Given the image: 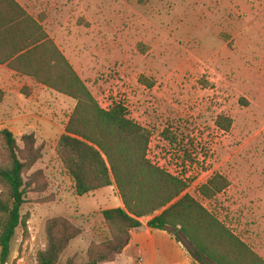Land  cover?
<instances>
[{
  "label": "rangeland",
  "instance_id": "rangeland-1",
  "mask_svg": "<svg viewBox=\"0 0 264 264\" xmlns=\"http://www.w3.org/2000/svg\"><path fill=\"white\" fill-rule=\"evenodd\" d=\"M14 1L31 18L45 17L44 31L102 109L121 103L149 131L148 160L184 178V194L264 258V0ZM0 28L6 48H35L22 62L29 74L69 82L9 0H0ZM76 105L34 77L0 73V132L13 128L21 148L24 136L35 135L43 158L33 171L46 183L42 194L28 195L27 230L17 231L8 264H37L46 222L55 217L84 231L60 264L86 263L90 245L109 239L101 212L116 206V187L77 196L55 152ZM220 116L233 120L229 132L216 126ZM216 174L229 187L206 200L198 189Z\"/></svg>",
  "mask_w": 264,
  "mask_h": 264
},
{
  "label": "trees",
  "instance_id": "trees-1",
  "mask_svg": "<svg viewBox=\"0 0 264 264\" xmlns=\"http://www.w3.org/2000/svg\"><path fill=\"white\" fill-rule=\"evenodd\" d=\"M9 2L40 33L41 46L60 63L70 79L58 82L29 74L22 62L35 48L31 49V45L25 50H11L1 37L0 65L34 77L48 88L77 100L65 132L57 142V159L77 196L84 197L115 185L122 200L123 207L101 212L109 239L91 244L84 264L116 262L129 246L133 230L143 226V218H151L147 223L150 229L175 236L199 264H264V259L218 217L195 198L184 194L185 182L148 160L150 133L128 117L125 105L114 103L109 110L102 109L43 26L14 0ZM44 20V16L39 17L40 23ZM3 31L0 28L1 34ZM139 81L153 87L144 77ZM216 126L229 132L233 120L220 116ZM22 143L21 148L10 130L0 132V264H8L17 231L27 230L28 218L23 216V209L28 195L42 194L46 185L44 173L33 171L43 158V151L36 147L35 135L24 136ZM228 187L229 181L216 174L198 192L204 199L213 200ZM44 233L46 248L38 253L37 264H60L63 255L84 231L69 219L55 217L46 222ZM65 264H76V261L68 258Z\"/></svg>",
  "mask_w": 264,
  "mask_h": 264
},
{
  "label": "crops",
  "instance_id": "crops-1",
  "mask_svg": "<svg viewBox=\"0 0 264 264\" xmlns=\"http://www.w3.org/2000/svg\"><path fill=\"white\" fill-rule=\"evenodd\" d=\"M34 19L44 27L45 20L40 23L38 18L34 17ZM8 71L9 68L7 66L0 65V73H8ZM10 73L13 72L10 71ZM19 78L24 81L23 86L29 87L28 89H31V91L33 90V93L40 90L39 86L32 79L28 77ZM34 119H38V117L33 116V122H36ZM11 131L13 132V128H11ZM114 187L116 186L113 185L108 188H111L112 190ZM108 188L99 191L102 193ZM99 191L94 193H98ZM104 193L106 194L107 192ZM114 204L116 206L113 208L123 207L119 194L115 196ZM113 208L109 207L108 209ZM150 219L151 218H143L141 220L143 226L133 230L129 246L125 249L122 255L118 256L117 261L114 262V264H158L159 261L165 264H199L189 253L185 245L181 242H177L174 236L170 235L167 231L150 229L147 226ZM243 241L245 242V240ZM258 255L264 259L260 254Z\"/></svg>",
  "mask_w": 264,
  "mask_h": 264
},
{
  "label": "built area",
  "instance_id": "built-area-1",
  "mask_svg": "<svg viewBox=\"0 0 264 264\" xmlns=\"http://www.w3.org/2000/svg\"><path fill=\"white\" fill-rule=\"evenodd\" d=\"M162 169H164V168H162ZM165 171H166L167 173L173 175L174 177H176V176H177L178 178L180 177L179 175H176V176H175V174H173L170 170L165 169ZM181 179H183L182 181L185 182V179H184V178H181ZM185 183H186V182H185Z\"/></svg>",
  "mask_w": 264,
  "mask_h": 264
}]
</instances>
